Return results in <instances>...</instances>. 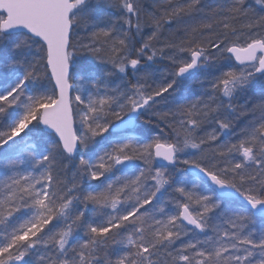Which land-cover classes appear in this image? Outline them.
<instances>
[{
  "label": "snow or ice",
  "instance_id": "obj_1",
  "mask_svg": "<svg viewBox=\"0 0 264 264\" xmlns=\"http://www.w3.org/2000/svg\"><path fill=\"white\" fill-rule=\"evenodd\" d=\"M0 264H264V0H0Z\"/></svg>",
  "mask_w": 264,
  "mask_h": 264
}]
</instances>
